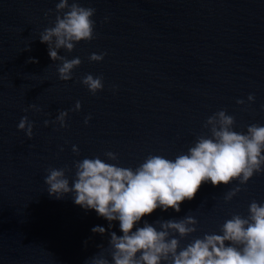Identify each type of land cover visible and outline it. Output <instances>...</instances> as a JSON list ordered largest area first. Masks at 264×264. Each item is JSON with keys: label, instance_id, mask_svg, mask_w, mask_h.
<instances>
[{"label": "water", "instance_id": "1", "mask_svg": "<svg viewBox=\"0 0 264 264\" xmlns=\"http://www.w3.org/2000/svg\"><path fill=\"white\" fill-rule=\"evenodd\" d=\"M58 2L0 0V264H85L97 245L107 247V234L91 229H107L109 222L76 205L71 194L50 197L47 168L96 156L117 163L107 160L106 151L118 153L119 165L133 169L149 154L174 159L207 132V117L221 109L235 117V131L264 125V0H79L97 10V38L81 41L71 53L59 50L82 61L67 82L58 78L60 62L51 60L39 40L53 26ZM93 52L107 55L90 62ZM86 74L103 75L104 90L92 95L79 82ZM249 94L255 95L250 106ZM76 101L82 107L69 111L67 128L44 126ZM32 103L41 111L25 112ZM25 115L34 122L32 139L17 128ZM88 115L92 119L85 125ZM235 183H204L179 213L157 209L136 227L191 212L198 231L182 246L204 233L219 234L233 213L247 215L251 200L264 203V174L225 203ZM110 231L122 235L118 221Z\"/></svg>", "mask_w": 264, "mask_h": 264}, {"label": "clouds", "instance_id": "2", "mask_svg": "<svg viewBox=\"0 0 264 264\" xmlns=\"http://www.w3.org/2000/svg\"><path fill=\"white\" fill-rule=\"evenodd\" d=\"M52 11L45 12V18ZM96 11L81 6L79 0L71 3L59 0L53 26L40 32L39 40L47 44L51 60L60 62L57 74L61 81L72 80L73 70L82 61L79 57L69 60L59 50L71 53L81 41L97 38L93 19ZM108 20L105 16L103 22ZM106 55L107 52H93L88 59L102 62ZM27 62L38 60L29 58ZM79 82L92 95L104 90L103 75L86 74ZM247 102L249 106L254 103L255 95L249 94ZM236 103L245 105V100L238 99ZM81 107V102L76 101L72 109L58 110L55 120L46 119L44 126L58 124L67 128L69 111L78 112ZM29 110L40 112L41 108L32 103L24 109ZM91 119V115L86 116L84 124ZM235 124V117L225 109L214 112L204 122L207 132L198 135L186 152L174 159L149 154L134 169L120 166L118 153L112 151L103 155L117 163L96 156L74 160L71 166L47 168L44 183L50 197L61 200L71 194L76 205L85 211L94 210L109 222L107 229L102 226L91 229L94 234H107V247L97 245L99 251L86 259L85 264H264V203L255 199L249 203L246 216L233 213L220 226L219 234L204 233L183 246L181 242L198 231L199 221L191 212L179 219H158L153 223L144 220L142 227H136L144 216L157 209L166 212L171 208L179 213L181 204L193 200L204 183L219 187L236 182L224 194L223 200L228 203L246 190L251 178L264 174V125L252 123L245 132H238L234 130ZM17 128L28 139L33 138L34 122L27 115L21 117ZM63 150L61 147L60 151ZM72 152L80 155L76 145L72 146ZM69 173L73 174L71 183ZM117 221L122 235L110 231Z\"/></svg>", "mask_w": 264, "mask_h": 264}]
</instances>
